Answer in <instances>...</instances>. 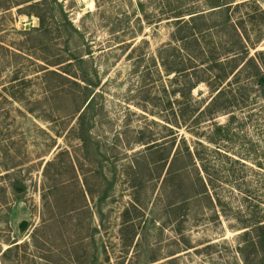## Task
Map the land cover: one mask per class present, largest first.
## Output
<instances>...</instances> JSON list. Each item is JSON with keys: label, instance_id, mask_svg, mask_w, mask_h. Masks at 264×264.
<instances>
[{"label": "rangeland", "instance_id": "rangeland-1", "mask_svg": "<svg viewBox=\"0 0 264 264\" xmlns=\"http://www.w3.org/2000/svg\"><path fill=\"white\" fill-rule=\"evenodd\" d=\"M262 76L264 0H0V264H264Z\"/></svg>", "mask_w": 264, "mask_h": 264}, {"label": "trees", "instance_id": "trees-1", "mask_svg": "<svg viewBox=\"0 0 264 264\" xmlns=\"http://www.w3.org/2000/svg\"><path fill=\"white\" fill-rule=\"evenodd\" d=\"M38 3H39V2H35V3L31 4V5H29V7H30V8L36 7V6L38 5ZM219 6H220V5H219ZM35 15L39 18L40 22L42 23V17H41L40 15L36 14V13H35ZM192 17H193V16H192ZM65 18H66V17H65ZM66 22L68 23V25H69L70 27H72V23H71L70 20H68L67 18H66ZM237 36H238V35H237ZM238 38H239V36H238ZM233 44L236 45V44H237V41L234 40V41H233ZM259 53H260V51L257 52V55H258ZM253 59H254V57H248V58L246 59V62H248V61H253ZM261 78H262L261 81L264 80V77H263V76H262ZM7 250H9V249H7Z\"/></svg>", "mask_w": 264, "mask_h": 264}, {"label": "water", "instance_id": "water-1", "mask_svg": "<svg viewBox=\"0 0 264 264\" xmlns=\"http://www.w3.org/2000/svg\"><path fill=\"white\" fill-rule=\"evenodd\" d=\"M28 225V221L26 219H21L19 222H18V230L19 232H23L25 230V228L27 227Z\"/></svg>", "mask_w": 264, "mask_h": 264}]
</instances>
